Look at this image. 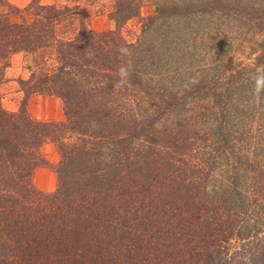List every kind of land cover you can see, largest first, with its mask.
<instances>
[{"label": "trees", "instance_id": "trees-1", "mask_svg": "<svg viewBox=\"0 0 264 264\" xmlns=\"http://www.w3.org/2000/svg\"><path fill=\"white\" fill-rule=\"evenodd\" d=\"M100 2L114 28L94 31L85 5ZM0 7V86L22 54L25 95L64 116L8 111L0 93V264H264V0Z\"/></svg>", "mask_w": 264, "mask_h": 264}, {"label": "rangeland", "instance_id": "rangeland-1", "mask_svg": "<svg viewBox=\"0 0 264 264\" xmlns=\"http://www.w3.org/2000/svg\"><path fill=\"white\" fill-rule=\"evenodd\" d=\"M6 1L11 5L22 8L32 0ZM40 1L42 3H72V0ZM85 7L87 8L86 11L88 15L86 23L91 30L102 31L114 28V23L107 17L109 9L106 5H104V3H96L94 5H90L89 7L85 5ZM0 10H5V8L0 7ZM153 12L154 6L151 3H145L140 11L142 17L152 14ZM138 20L139 19H132L121 28L122 34L130 41L135 40L140 33V22ZM246 42L249 43L247 40ZM246 51H248V48H246ZM243 55L244 54H238V57L244 59ZM186 60H191V55H189ZM194 61L195 63L192 67H194L197 62L199 63L197 59ZM27 63V57H24L22 54H16L11 57L9 66L5 69L4 81L0 86L1 101L3 106L11 112H17L20 109L25 108L32 118L39 121H62L64 117L63 108L62 102L59 98L42 94L25 95L22 86L19 83V79H25L29 75V71L26 68ZM180 65V70L188 79H190V76L195 77V75L199 74H192L191 70L195 69H191L190 66L186 67L184 64ZM198 66L199 64L195 67ZM41 155L44 158L45 163L35 169L33 184L40 191L50 192L54 190L56 185L54 166L59 160V154L55 144L52 142L44 144L41 148Z\"/></svg>", "mask_w": 264, "mask_h": 264}, {"label": "clouds", "instance_id": "clouds-1", "mask_svg": "<svg viewBox=\"0 0 264 264\" xmlns=\"http://www.w3.org/2000/svg\"><path fill=\"white\" fill-rule=\"evenodd\" d=\"M264 80V77H258L257 78V85L259 86L261 81Z\"/></svg>", "mask_w": 264, "mask_h": 264}]
</instances>
